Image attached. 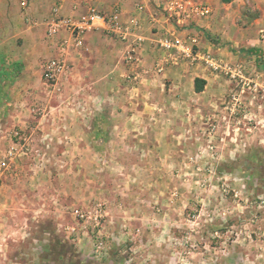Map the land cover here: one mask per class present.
<instances>
[{
	"label": "rangeland",
	"instance_id": "1",
	"mask_svg": "<svg viewBox=\"0 0 264 264\" xmlns=\"http://www.w3.org/2000/svg\"><path fill=\"white\" fill-rule=\"evenodd\" d=\"M253 1L222 0L235 11L224 44L241 68L234 80L221 74L234 88L219 105L234 112L230 142L205 149L210 162L201 170L204 175L187 182L175 178L155 198L144 196L145 182L133 176L136 165L85 164L89 151L84 149H77V159L72 157L68 125H91V115L80 111L99 106L88 96H52L62 88L44 83L43 67L54 56L56 41L50 43L43 35L49 52L38 55L40 68L35 71L41 73V85L34 76L28 90L29 126L0 132V160L14 148L6 140L16 142L15 132L26 143L22 153L17 147L9 170L0 171V205L11 186L15 208L7 214L13 227L0 242V264H264V54L237 38L239 29L249 30L252 24L260 28L264 22V3ZM258 33L263 41L264 31ZM41 88L48 96H42ZM42 116L53 126L50 133L36 129ZM1 127L7 128L5 119ZM76 136L79 147L84 132ZM125 172L131 176L124 178ZM74 211L84 217L77 218ZM116 222L126 224L122 230L137 238L140 229L155 231L156 261L144 260L134 248L113 261L105 228ZM129 223L135 228L129 229Z\"/></svg>",
	"mask_w": 264,
	"mask_h": 264
},
{
	"label": "crops",
	"instance_id": "2",
	"mask_svg": "<svg viewBox=\"0 0 264 264\" xmlns=\"http://www.w3.org/2000/svg\"><path fill=\"white\" fill-rule=\"evenodd\" d=\"M202 1L210 7L211 16L196 20L181 36L196 38L201 51L210 52L225 64L232 65L231 48L224 44L230 39L229 30L234 24L232 15L235 11L230 10L232 3ZM250 1L251 5L255 3ZM259 2L264 3V0ZM56 4L60 5L59 14L63 17H78L85 14L88 7L110 14L116 6L123 25L129 26L133 18L138 20L140 30L137 33L143 39L141 46L134 49L131 61L127 57L132 52L135 35L121 41L105 36L100 29L84 36L85 50L69 54L70 70L59 84L62 91L52 96H88L92 105L99 106L80 111L85 116L91 115L94 125H68L71 137L67 145L72 157L77 159V149H84L89 151L85 155V164L136 165L133 176L145 182L146 197H157V190L164 187L165 191L175 178L187 182L201 176V170L210 162L205 149L222 148L224 143L230 142L228 128L234 112L219 105L234 88L221 73H213L201 64L165 65L163 71H156L164 57L157 49L156 41L173 31L174 26L156 8L154 1L27 0V8L22 10L20 0H0V132L29 126L28 90L34 83V76L35 83L41 85V73H36L35 69L40 68L38 55L49 52L41 40ZM137 5L144 7L142 12H136ZM252 25L254 27L249 30L239 29L241 35L237 38L245 39V43L249 41L258 55L264 54V40H259L258 33L264 31V22L260 28L258 24ZM41 90L42 96H48L45 88ZM40 100L47 102L44 98ZM45 117L42 116L36 129L50 133L53 126L46 125ZM4 119L7 128L1 129ZM81 131L84 132L83 142L78 147L75 146L76 134H82ZM6 143L13 147L15 142L9 139ZM96 149L100 150V156L94 153ZM125 173L124 178L131 176V173ZM12 192L10 186L5 191L6 202L0 205V242L10 237L13 227L7 216L15 209ZM130 208L133 213L135 207L131 205ZM108 225L105 229L110 236L106 237V244L113 261L128 250L138 251L144 260L158 258L155 231L140 229L137 238L129 235L130 230H122L126 224ZM128 227L135 228L130 223ZM3 247L5 251L7 244ZM163 258H167L166 254Z\"/></svg>",
	"mask_w": 264,
	"mask_h": 264
},
{
	"label": "built area",
	"instance_id": "3",
	"mask_svg": "<svg viewBox=\"0 0 264 264\" xmlns=\"http://www.w3.org/2000/svg\"><path fill=\"white\" fill-rule=\"evenodd\" d=\"M154 1L156 8L164 14L165 18L174 26V30L161 35L157 41V49L164 57L162 65L156 71L161 72L165 65H188L201 64L210 69L213 73H223L230 80L240 77L241 68L239 65H228L217 59L210 52H203L198 46L196 38L191 36L182 37L181 33L198 19L209 18L212 11L208 5L201 0H145ZM22 10L27 8V0H20ZM143 6H136V12L143 11ZM60 5L56 4L52 9L51 17L47 24L46 38L49 41H56L54 44V56L45 62L43 67L44 83L51 88H58L61 78L69 73L70 65L68 57L71 52L85 50L84 36L92 31L101 30L102 33L113 39L126 41L128 36L135 35L132 52H129L127 60H133L134 49L141 46L143 39L137 33L139 22L133 18L125 26L120 20V11L116 6L110 14H103L95 7H88L83 15L78 17H63L59 14ZM17 140L14 148L7 152V156L0 160V171L5 173L9 170V161L17 153L24 152L26 147L25 139L15 132ZM14 151V152H13ZM2 176V174L0 175ZM77 218H83L81 212L74 211Z\"/></svg>",
	"mask_w": 264,
	"mask_h": 264
},
{
	"label": "trees",
	"instance_id": "4",
	"mask_svg": "<svg viewBox=\"0 0 264 264\" xmlns=\"http://www.w3.org/2000/svg\"><path fill=\"white\" fill-rule=\"evenodd\" d=\"M196 90H200V87H196Z\"/></svg>",
	"mask_w": 264,
	"mask_h": 264
}]
</instances>
